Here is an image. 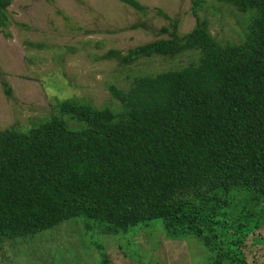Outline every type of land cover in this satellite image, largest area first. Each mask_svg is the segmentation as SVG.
Segmentation results:
<instances>
[{
    "label": "trees",
    "instance_id": "16d2710c",
    "mask_svg": "<svg viewBox=\"0 0 264 264\" xmlns=\"http://www.w3.org/2000/svg\"><path fill=\"white\" fill-rule=\"evenodd\" d=\"M11 1L0 0L1 28ZM222 1L252 14L243 43L221 45L195 0L190 32L173 25L167 39L107 54L131 65L192 52L195 62L111 86L119 110L63 99L41 123L0 132V248L77 218L113 238L159 220L153 228L195 238L212 264H251L246 241L264 264V0Z\"/></svg>",
    "mask_w": 264,
    "mask_h": 264
},
{
    "label": "rangeland",
    "instance_id": "374dc122",
    "mask_svg": "<svg viewBox=\"0 0 264 264\" xmlns=\"http://www.w3.org/2000/svg\"><path fill=\"white\" fill-rule=\"evenodd\" d=\"M137 1L143 11L120 0H12L6 8L9 24L0 27V132L41 123L63 99L119 110L111 86L126 91L139 75L195 62L198 54L192 52L131 65L107 56L167 39L173 25L181 35L196 26L195 0ZM198 15L221 45L243 43L252 17L222 0H200ZM159 222L135 236L113 238L72 219L34 237L2 242L0 264H100L102 253L109 264H138L132 259L138 252L147 264H212L199 241L169 240L152 227ZM259 233L264 236V226ZM249 244L245 254L252 264Z\"/></svg>",
    "mask_w": 264,
    "mask_h": 264
}]
</instances>
